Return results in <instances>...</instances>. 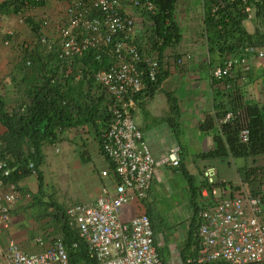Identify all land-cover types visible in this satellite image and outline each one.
<instances>
[{
  "label": "built area",
  "instance_id": "2783aa9c",
  "mask_svg": "<svg viewBox=\"0 0 264 264\" xmlns=\"http://www.w3.org/2000/svg\"><path fill=\"white\" fill-rule=\"evenodd\" d=\"M47 1L0 0V3H7L23 21L35 18L36 8ZM53 1L65 3L58 38L55 41L47 35L49 21L45 15L38 22L39 41L47 51L57 55L60 66L71 69L75 58L88 51L97 61L108 58L107 65L95 71L94 79L110 101L109 118L100 125L98 139L100 152L109 163L100 169V175L111 177L113 183L103 185L90 202L69 207L66 212L70 225L96 264H163L150 215L140 213L129 221L122 219L128 202L148 197L157 168L153 151L134 117L137 96L149 92L150 84L156 85L162 70L158 48L162 39L155 38L151 19L157 6L152 0ZM243 2L249 13L252 3L264 6V0ZM135 10L146 15L144 22L138 20ZM148 28L151 38L144 45L138 35L147 33ZM13 35L12 30L0 29V41L7 46L14 41ZM18 44L24 51L30 48L24 40ZM251 55L264 62V47L250 45L241 55L228 56L211 70L212 78L223 83L225 89H231L235 71L240 67L241 83H248ZM177 62L183 64L184 59ZM235 117L230 111L223 121ZM83 136L90 137L88 130H84ZM240 139L243 142L249 139L246 126L241 129ZM179 152L178 147L170 148L169 165L181 164ZM12 170L7 161L0 159V230L11 227L13 211L24 198L19 184L11 179ZM197 188V229L186 264H264V167L251 177L232 183L220 179L216 166L207 164L201 169ZM36 243L44 248L27 252L13 239L0 245V264H71L62 235L48 244L43 236H38ZM73 245L77 247L78 242Z\"/></svg>",
  "mask_w": 264,
  "mask_h": 264
},
{
  "label": "trees",
  "instance_id": "16d2710c",
  "mask_svg": "<svg viewBox=\"0 0 264 264\" xmlns=\"http://www.w3.org/2000/svg\"><path fill=\"white\" fill-rule=\"evenodd\" d=\"M152 1L157 6V11L151 16L154 22L153 33L155 38L162 39L159 47L157 42H154V46L158 47L162 54L167 47L177 45L183 36V29L176 14L179 0ZM201 2L204 37L210 55L221 57L220 64L228 56L241 55L247 46H264V31L251 32L245 26L249 13L246 11L247 4L243 0H201ZM0 12L8 14L12 10L7 3H0ZM27 21L38 35L39 26L31 19ZM51 57L56 59L54 62L60 67L57 55L52 53ZM107 60L104 58L103 61H97L92 52L88 51L75 58L74 72L71 71L61 77L53 70L40 71L38 66L32 70L30 67L33 65H31L28 68L31 73L26 70L29 79L28 98L21 109L18 108L16 111H8L6 101L0 95V121L7 128V131L0 136V140L3 141L0 147V159H6L13 169L12 180L19 182L23 177L36 173L39 190L43 192L45 177L41 165L44 161V145L55 144L63 140L61 135L68 129L86 124L94 126L96 133L99 134L100 125L109 118V115L105 105V93L97 95L93 91L96 82L94 73L97 69L106 66ZM166 75L167 73L161 72L155 86L159 85ZM150 86L152 90L155 87L153 84ZM230 90L229 102L225 104L223 100H219L215 106V114H206L199 125L200 129L213 132V146L198 154L203 159L248 158L264 154V104L245 100L244 92L239 86H234ZM168 96L173 99L171 94L168 93ZM230 111L236 117L223 121ZM244 126L249 129L247 142L240 139V132ZM177 170L185 178L194 209L189 241L183 252V260L186 264L187 255L191 253L195 241L194 232L197 229L198 188L195 175L188 171L183 162ZM260 170L261 167L258 166L248 167L245 173L249 178ZM50 206L55 207L58 212L57 218L61 222L62 236L71 264H78L82 260L96 264L90 259L84 241L70 225L66 209L56 202L50 203ZM74 242H78L77 247H74Z\"/></svg>",
  "mask_w": 264,
  "mask_h": 264
},
{
  "label": "crops",
  "instance_id": "0c3cea01",
  "mask_svg": "<svg viewBox=\"0 0 264 264\" xmlns=\"http://www.w3.org/2000/svg\"><path fill=\"white\" fill-rule=\"evenodd\" d=\"M53 2L59 4L53 0H48L36 8L37 12L39 9L46 7L47 11L56 20L64 18L65 9L63 7H61L62 12L58 6L52 8V10L55 9L56 14L48 9L51 4H54ZM12 17L11 19H13ZM249 20L251 19L248 18L246 21ZM0 24L5 29L6 25L10 24L9 29L6 30L14 31L16 38H18V31H25L27 34L34 32L29 25L20 24L15 19H5ZM144 32H140L138 40L146 45L147 39L146 33ZM190 36L192 37V35ZM32 48L31 46L29 50L23 51L22 49L11 47V45L7 46L0 41V71L4 72L10 63L11 67L9 71L13 73L22 59H26V63L27 61H31L30 57L33 55ZM180 58L184 59L183 64L177 62ZM250 59L252 65L251 79L248 83L242 84L238 69L240 67H238L233 76V87H241L245 100H254L264 104V62L253 55L250 56ZM220 62L221 57L210 55L205 37H194L192 43H190L186 39V35H183L177 45L167 47L161 54V72L167 73L165 78L153 90L151 89L149 92H144L137 96V108L134 111V117L143 132L144 139L153 151L157 164L152 185L157 181L159 173H166L168 168L173 171L174 167L169 165L167 160L168 152L173 146L179 148L182 162L188 171L195 175L197 185L201 179V168L207 164L216 165L222 163V170H218V176L220 179L232 183H238L245 178V172L248 167L264 166V164L256 163V161L259 163L257 159L261 156L264 158V154L248 158L228 157L225 159H203L198 156L199 153L213 146V132L211 130L205 131L200 129V123L204 120L206 114H215V106L219 100H223L226 104L230 99L229 94L231 90L225 89L223 83L214 80L211 75L213 67L218 66ZM24 77L27 76L25 75ZM26 81L29 83L28 77ZM168 93L172 95L173 99H170ZM6 131L7 128L0 121V135ZM1 142L0 140V147ZM66 143L62 142L61 144L67 147L68 150L71 149V145ZM43 154L44 161L41 169L45 163L44 148ZM236 159H240L241 161L238 165H234V172L236 174L232 175L231 171L227 169V166H231L232 161ZM95 162H101L102 167L100 169L109 166L108 160L102 155ZM223 168H225V171ZM174 169L177 170V168ZM35 176V174H31L17 182L24 198L13 211L11 227L0 230V245H6L9 240L13 239L25 251L38 252L44 248V246L36 243L38 236H43L48 244L63 234L61 222L57 218L58 212L55 207L50 206L52 202L60 205L62 203L49 200L46 196L45 188L43 192H40L38 181L34 179ZM89 182H92V179ZM104 184H111V180L108 178L102 185L97 184L93 186L91 188L93 190L92 193H94L95 189H99L100 191L101 186ZM186 187L188 188L187 185H185V189H187ZM91 190L86 192L87 195H91ZM149 191V197L147 199H132L124 206L122 219L129 221L137 214L148 213L152 218L156 245L160 251L162 263L185 264L183 252L189 241L191 222L189 220L186 229L183 230L180 227L175 228L174 225L173 229L175 230L171 231L170 236H167L165 233L167 229L165 227H163L162 231L161 227L158 228V225H161L163 220L159 216L161 213L157 211L156 205L154 206L152 204V186ZM28 194L30 197H26ZM95 195L96 193L89 197V200L93 199ZM79 196L80 199L86 197L84 194H80ZM155 212L158 213V217L154 214ZM170 229L172 228L170 227ZM195 234L196 230L194 232ZM160 245H162V250ZM78 264L89 263L82 260Z\"/></svg>",
  "mask_w": 264,
  "mask_h": 264
},
{
  "label": "rangeland",
  "instance_id": "374dc122",
  "mask_svg": "<svg viewBox=\"0 0 264 264\" xmlns=\"http://www.w3.org/2000/svg\"><path fill=\"white\" fill-rule=\"evenodd\" d=\"M58 3L59 4H51L48 9L55 13V9L52 10L55 6L60 7V9L61 7H65V3ZM252 7L253 8L250 12V14H252V17L250 18L251 20L246 21L245 26L249 31L260 30L262 32L264 27V10L262 8L259 9V7L255 5ZM60 11L62 12L63 10L61 9ZM134 12L138 20L144 22L143 18L146 15L140 14L139 10H135ZM48 13L47 8L43 7L39 9L38 12H34V16H36L34 20L39 22L45 15H47L49 25L46 29V33L47 35L50 34L49 37L56 41L58 38V26L62 19L56 20L51 13ZM11 17L20 24L26 25L28 23L27 20L21 21L18 16L16 17V15L13 14H1L0 23L5 19L13 20ZM177 19L182 26L183 35H186V39L190 43H192L194 37H204L203 4L201 3V0H179L177 4ZM35 24L38 25L37 23ZM9 25L10 24L6 25V29H9ZM148 26L150 25L148 24ZM29 27L32 28V25L29 24ZM29 27L27 26V28L31 30ZM0 29L3 32L6 31L1 24ZM147 30L146 39H150L151 28H148ZM190 35H192V37ZM17 36L20 40H24L25 43H29L30 47H33V55L30 57L32 60V64L30 65H27L26 59H22L13 73L9 71V68L11 67L10 63L4 72L0 71V94L6 101L7 110L11 112L16 111L18 108L21 109L22 105L28 98L27 85L29 83L26 81L27 77L23 78V76L26 75V70L31 73V70L27 69L31 65H33L30 67L32 70L38 66L40 71L42 70L43 72H47L53 70L60 77L67 75L69 71L74 72V65H72V68L69 69L63 68L62 66L58 67L57 64H55L54 61L56 59L51 57L52 53L47 51L43 44L40 43L37 33L33 32L27 34L25 31H18ZM11 47L20 49L18 41H14V44H12ZM35 83H37V81ZM93 91L97 95L102 92L106 94L105 91H102V89L98 87L96 82L93 85ZM105 97V105H107V103H109V98L107 94ZM84 130L90 131L92 138L87 144L89 147L86 146V154L82 156L80 152V145L83 142L82 134L84 133ZM95 133L96 129L91 124L85 126L81 125L65 131L61 135L63 140L55 144L46 143L44 145L45 163L43 164L42 170L45 174L46 182L44 188L46 189V196L49 200L61 202L65 209H68L75 203L83 201L90 202L89 197L93 196L95 193L97 194L99 191V189H95L94 193H92L93 190H91V188L97 184L102 185L106 180L102 179L99 172V167H102L101 162H95L102 155L99 143L95 138ZM62 142H67L72 148L68 150L67 147L61 144ZM2 145L3 141L1 142V146ZM56 147L59 148V151ZM257 160H259V163L256 161L257 164H264V158L262 156ZM240 161V159L233 160L231 166H227V164H225L227 169L231 171L232 175L236 174L234 172V165H238ZM215 166L217 170L221 171L223 164L220 163ZM223 170L225 171V168H223ZM34 179L37 180V176H35ZM90 179H92V182H89ZM154 183L155 184L152 185L151 192V199L153 200L152 204L154 206L156 205L157 211L161 213L159 216L161 217V220H163L162 224L158 225V228L161 227L162 231L163 227H165V229H167L165 231L167 236H170L171 231L175 230L173 229L174 225L175 228L180 227L182 230L186 229L189 220L191 222L194 212L193 206L190 202L188 190L185 189V185L187 184L182 173L174 168L173 171L168 168L166 173H159L158 179ZM89 190H91V195H87L86 193ZM80 194H84L86 197L80 199ZM154 214L158 217L157 212ZM170 227L173 230L170 229ZM160 248L162 250V245H160Z\"/></svg>",
  "mask_w": 264,
  "mask_h": 264
},
{
  "label": "clouds",
  "instance_id": "9594fccd",
  "mask_svg": "<svg viewBox=\"0 0 264 264\" xmlns=\"http://www.w3.org/2000/svg\"><path fill=\"white\" fill-rule=\"evenodd\" d=\"M257 6V7H259V9L260 8H262L263 10H264V6H262V5H257L256 3H252V5H251V10H252V6ZM40 6V5H39ZM248 12V11H247ZM249 13V12H248ZM9 14H13V15H16L15 13H12V12H10V13H4V14H2V15H9ZM251 15L252 14H250L249 13V16H248V18L250 19L251 18ZM16 17H17V15H16ZM36 18V17H35ZM28 19H31L34 23H37L38 24V22H36L35 20H34V18H28ZM28 19H26V20H28ZM25 21V20H24ZM28 22V21H27ZM27 25H29V23H27ZM31 25V24H30ZM38 26V25H37ZM32 30H33V28H32ZM7 31V30H6ZM34 31V30H33ZM263 31H264V28H263ZM35 32V31H34ZM252 32H254V31H252ZM36 33V32H35ZM38 36H39V31H38ZM13 38H14V41H18V43L19 42H21L22 40H20L19 38H16L14 35H13ZM14 41L11 43V45L12 44H14ZM19 47H20V45H19ZM256 47H264V46H256ZM31 48V47H30ZM51 53V52H50ZM253 56H256V55H253ZM257 57V56H256ZM105 58H107V57H105ZM108 59V58H107ZM108 61V60H107ZM30 64H32V60L31 61H27V65H30ZM214 68V67H213ZM252 72V71H251ZM251 76V75H250ZM251 79V78H250ZM96 83H97V81H96ZM98 84V83H97ZM99 85V84H98ZM100 86V85H99ZM100 88L102 89V87L100 86ZM233 88V87H232ZM229 90V89H228ZM1 95V94H0ZM106 95V94H105ZM3 98V97H2ZM4 99V98H3ZM110 102V101H109ZM109 104V103H108ZM108 104H107V106H108ZM6 108H7V106H6ZM86 125H88V124H86ZM83 126H85V125H83ZM99 130H100V128H99ZM88 133H89V135H90V137L89 138H84V136H83V134H82V139H83V142H82V144L80 145V152H81V155L83 156L84 154H86V146L88 147V143H89V141H90V139L92 138L91 137V133H90V131H88ZM98 135L99 134H97V133H95V138L97 139V141H98V143H99V139H98ZM57 148V150L59 151V148L58 147H56ZM99 148H100V144H99ZM2 160H5V161H7L6 159H2ZM8 162V161H7ZM181 163H182V160H181ZM173 167V166H172ZM179 167V166H178ZM178 167H174V168H178ZM100 169V168H99ZM100 172V171H99ZM33 174H35L36 175V173H33ZM37 176V175H36ZM113 176V175H112ZM102 177V176H101ZM155 177V176H154ZM103 178V177H102ZM103 179H108V178H103ZM110 180H111V184H108V185H110V186H112V183H113V179L110 177L109 178ZM153 180H154V178H153ZM152 183H153V181H152ZM105 185V184H104ZM152 186V185H151ZM151 189V188H150ZM150 192V191H149ZM149 192H148V197H149ZM147 197V198H148ZM147 198H145V199H147ZM140 200H144V199H140ZM67 210V209H66Z\"/></svg>",
  "mask_w": 264,
  "mask_h": 264
}]
</instances>
